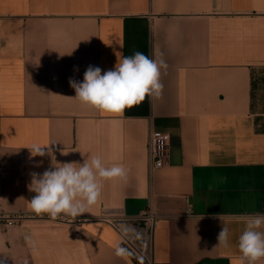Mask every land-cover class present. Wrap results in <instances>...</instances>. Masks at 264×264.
<instances>
[{
    "label": "crops",
    "instance_id": "1",
    "mask_svg": "<svg viewBox=\"0 0 264 264\" xmlns=\"http://www.w3.org/2000/svg\"><path fill=\"white\" fill-rule=\"evenodd\" d=\"M137 51L167 66L158 97L123 114L73 98L70 78ZM155 133L169 154L152 171ZM92 155L126 177L75 218L31 210L32 173ZM0 174L2 210L26 216L0 222L3 264H143L106 219L149 209L153 264H243L235 217L264 214V0H0Z\"/></svg>",
    "mask_w": 264,
    "mask_h": 264
},
{
    "label": "clouds",
    "instance_id": "2",
    "mask_svg": "<svg viewBox=\"0 0 264 264\" xmlns=\"http://www.w3.org/2000/svg\"><path fill=\"white\" fill-rule=\"evenodd\" d=\"M166 67L162 60L158 62L137 51L122 57L114 69L103 74L101 68L89 65L83 81L70 78L69 85L75 91L73 98L81 104L102 112L123 114L126 108L139 105L146 97L161 94V69ZM30 150L32 156L45 155L44 147L33 146ZM31 175L29 190L35 193L30 201L31 210L36 215L47 214L55 220L61 214L75 218L85 213L88 207L99 201L103 181L124 179L126 169L117 163L106 166L101 156L92 155L83 163H57L42 174ZM217 216L221 220V214ZM235 220L245 225L237 245L243 264H258L264 259V231H261L264 229V214L237 216ZM25 239L31 243L30 237ZM217 240L219 245L229 246L226 225L221 227ZM116 251L120 255L124 250L118 247Z\"/></svg>",
    "mask_w": 264,
    "mask_h": 264
},
{
    "label": "built area",
    "instance_id": "3",
    "mask_svg": "<svg viewBox=\"0 0 264 264\" xmlns=\"http://www.w3.org/2000/svg\"><path fill=\"white\" fill-rule=\"evenodd\" d=\"M150 167L152 171L162 169L166 165L169 154V136L155 133L149 140ZM0 174V183H1ZM2 194L0 191V222L13 226L26 218L24 215H10L1 208ZM159 215L152 210L145 211L139 217L117 216L107 220L117 231L127 252L141 259L143 264H153V246L156 230L159 226ZM79 222H82L81 220Z\"/></svg>",
    "mask_w": 264,
    "mask_h": 264
}]
</instances>
